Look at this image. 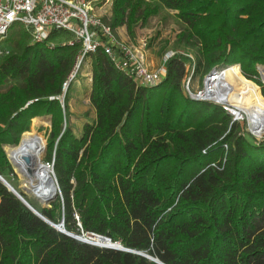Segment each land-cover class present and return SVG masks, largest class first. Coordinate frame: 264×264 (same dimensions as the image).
<instances>
[{
  "label": "trees",
  "instance_id": "16d2710c",
  "mask_svg": "<svg viewBox=\"0 0 264 264\" xmlns=\"http://www.w3.org/2000/svg\"><path fill=\"white\" fill-rule=\"evenodd\" d=\"M170 17L181 29L157 86L118 70L102 48L86 55L95 119L79 133L70 122L78 74L64 106L60 98L82 44L53 30L49 41L57 45L49 49L32 43L31 30L13 25L4 40L9 54L0 56V175L11 184L17 178L7 146L30 151L43 165V148L29 132L34 119L50 117L45 162L54 166L61 195L41 208L21 194L51 222L164 264H264V139L223 106L195 101L185 89L188 63L201 76L219 69L237 77L226 68L240 65L246 81L237 79L257 89L246 99L245 107L252 105L245 120L262 138L264 0H113L104 21L134 38L137 28ZM234 86L243 95L245 88ZM235 102L242 109L244 98ZM0 264L157 263L64 235L0 181Z\"/></svg>",
  "mask_w": 264,
  "mask_h": 264
},
{
  "label": "built area",
  "instance_id": "2783aa9c",
  "mask_svg": "<svg viewBox=\"0 0 264 264\" xmlns=\"http://www.w3.org/2000/svg\"><path fill=\"white\" fill-rule=\"evenodd\" d=\"M15 24L31 30L33 44L46 43L49 49L57 45L49 41L53 30L70 33L73 39L68 43L73 45L80 42L83 46L76 69L84 62L87 54L96 53L102 48L118 70L142 86H157L166 76V67L151 69L143 57L121 41L117 31L95 13L89 0H0V43ZM8 54L5 45H0V56ZM174 55V52L169 53L165 62ZM76 69L70 80L76 77ZM210 78H214L211 73L206 77L205 84ZM190 82L189 77L186 84L189 96L194 94L190 90ZM202 92L197 94L201 96ZM47 165L51 170L54 169L53 164Z\"/></svg>",
  "mask_w": 264,
  "mask_h": 264
},
{
  "label": "rangeland",
  "instance_id": "374dc122",
  "mask_svg": "<svg viewBox=\"0 0 264 264\" xmlns=\"http://www.w3.org/2000/svg\"><path fill=\"white\" fill-rule=\"evenodd\" d=\"M89 1L97 15H99L102 18L110 17L113 0H89ZM180 29H181L180 23H178L175 18L170 17L167 19L166 23L162 22V20L154 19L149 25L145 27L137 28L136 36L134 38L128 35L126 28L123 31L119 29L118 36L120 40L125 42L127 45H129L134 52H136L138 55L143 57V60L151 69L156 70V69H159L161 63L163 62V59L164 61L166 60L167 55L169 53L175 52L174 42L176 40V36L179 33ZM66 41L67 40H62L60 42H66ZM3 42L0 43V45L4 46ZM188 69L190 70L189 77L191 78V82H190L191 92L197 94V92L199 93L203 91L205 88L206 77L209 74L205 76L194 74V69L190 67L189 63H188ZM226 69H231V68L227 67ZM76 71H77L78 77L76 80H74L72 84V92L70 94L71 95L70 96L71 97V100H70V113H71L70 119L71 121L70 122H71L72 127L75 129L76 133H79L82 130V127L85 123L92 122L95 119V111L89 100L91 84H92V77H93L91 60L89 59L85 60L82 63V67H79L78 69H76ZM231 74L233 73H230L229 75L226 74L227 76L226 82L220 86L219 91L216 90L214 92L215 95L213 98L216 101L225 103L227 105L230 104V106L233 107L230 109L232 111H235V114L238 116L240 108L238 107L235 100L239 98H244V104L241 109V111L244 114L246 99L248 96L253 94V92L250 93V90L253 88V85L251 83L250 84L247 83L248 81L245 82L246 84L241 82L243 81L241 79L243 75L242 71L241 73L237 74V77L241 81H239L235 75L232 76ZM187 80L185 83V87L187 86L186 85ZM263 80H264V77H263ZM234 85H241L243 88H245V90L242 91L243 95H241L240 93L237 95V88ZM247 113L244 115L245 119L247 118ZM47 120H49L48 117L44 119H41V118L34 119L32 121L31 131L29 132V134L34 138L37 145L40 148H43L44 160L41 157L40 161L42 162L44 166L46 165L48 167L47 165L48 163L45 162V157H46L45 151L47 150V141L49 138V128L51 127V123L46 124ZM238 122L243 127H245V129L249 132L247 120L239 119ZM37 133H40L41 136L45 138L46 149L44 148L45 145L43 146L42 137L39 136ZM256 138L259 140L264 139V137L262 138L256 137ZM22 139H23V136H22ZM9 147L10 146H7L5 148V151L7 153V156L11 159V162H12L11 165L13 164V161L16 158H21L24 156L32 157L30 154V151L23 150V149H13V152L9 154L8 153ZM39 158H40V155H39ZM33 159L35 160V158ZM15 174L17 178L16 180H14V184H11V185L17 191H19L20 193L22 192L24 195L27 196L28 199L36 202L41 208L51 207V204L56 200V198L52 202H48L45 204L41 203L34 196L30 195L28 191L25 190V184L23 180L20 178V176L17 173ZM81 236L85 237L84 234Z\"/></svg>",
  "mask_w": 264,
  "mask_h": 264
},
{
  "label": "bare ground",
  "instance_id": "6f19581e",
  "mask_svg": "<svg viewBox=\"0 0 264 264\" xmlns=\"http://www.w3.org/2000/svg\"><path fill=\"white\" fill-rule=\"evenodd\" d=\"M230 68L231 70L236 71L237 74L241 73V69L238 65L231 66ZM231 75L233 76L234 74H231ZM212 76L214 78L213 79L210 78L209 81L205 84V88L201 94V97L210 98L216 101L213 98L215 95L214 92L216 90L217 91L220 90V86L226 82L227 76L222 71L220 73L219 69L216 70L215 73L211 75V77ZM263 77H264V73H263ZM254 93H255V89L253 91V95ZM249 102L247 103V106L245 107L244 114L241 111V109L239 110L238 117L240 118V120H245L244 115L248 112L249 108L252 105V103H249ZM219 103L228 107L229 109L233 108L232 106H230V104L227 105L222 102H219ZM17 148H18L17 146H13V148L9 147L8 153L11 154L13 152V149H17ZM27 159H30L32 164H28ZM12 165L14 167L15 172L23 180L25 184V190L28 191L30 195L34 196L38 201H40L43 204L52 202L55 199L56 197L55 195L58 193V184L50 168L45 167L44 165L38 164L30 156L16 158L14 159Z\"/></svg>",
  "mask_w": 264,
  "mask_h": 264
},
{
  "label": "water",
  "instance_id": "95a60500",
  "mask_svg": "<svg viewBox=\"0 0 264 264\" xmlns=\"http://www.w3.org/2000/svg\"><path fill=\"white\" fill-rule=\"evenodd\" d=\"M241 69V66L238 65ZM217 69L213 70L211 72V75L213 73H215ZM259 73H260V76H261V79L263 80V73H264V66H260L259 67ZM73 79L69 80L65 86H64V91H63V95L61 96L60 100L64 106V103H65V98H66V94L68 92V89L72 83ZM209 81V79L207 80V82ZM264 82V80H263ZM261 89V88H260ZM190 97L195 100V101H208V102H213L215 104H218L220 106H223L224 109L226 111H228L233 117H234V122L236 121H239V117L236 116L235 114V111H232L231 109H229L228 107H225L224 105H222L221 103L217 102V101H214L210 98H202L200 96V94H192L190 95ZM46 118V117H44ZM44 118H41V119H44ZM50 123H51V118L48 117ZM248 128H249V133L251 135H253L254 137H257V134H255L252 130H251V126L250 124L248 123ZM261 137H264V129L260 130V134H259ZM22 141V140H21ZM21 143V142H20ZM9 161H10V158L8 157ZM27 162L28 164H32L31 163V160L30 159H27ZM11 163V161H10ZM46 166V165H45ZM47 167V166H46ZM16 173V172H15ZM52 173L54 175V177L56 178V175H55V172H54V169L52 170ZM0 181L8 188L9 192L13 193L21 202H23V204L25 206H27L34 214H36L39 218H41L43 221H45L46 223H48L49 225H51L53 228H55L57 231L63 233L64 235L66 236H69L71 238H74L76 240H79V241H82L84 243H87V244H90V245H93V246H98V247H102V248H108V249H114V250H119V251H124V252H129V253H133V254H137L139 256H142L144 258H147L149 259L150 261H153L157 264H164L163 262H161L158 258H155L154 256L150 255L148 252H141V251H136V250H131V249H127L125 248L123 245H121L120 243L118 242H113L110 238L108 237H105V236H100V235H97V234H94V233H87L85 234V237L83 236H80V235H77V234H74V233H71V232H68L66 229H65V226H64V222L62 221L61 224L57 225V224H54L53 222H51L48 218H46L43 214H41L37 209H35L27 200L26 198L19 192L17 191L12 185L10 182H8L3 176L0 175ZM56 181H57V184H58V193L55 195L57 198L58 195H61V191H60V187H59V183H58V180L56 178Z\"/></svg>",
  "mask_w": 264,
  "mask_h": 264
},
{
  "label": "crops",
  "instance_id": "0c3cea01",
  "mask_svg": "<svg viewBox=\"0 0 264 264\" xmlns=\"http://www.w3.org/2000/svg\"><path fill=\"white\" fill-rule=\"evenodd\" d=\"M118 30H119V29H118ZM118 30H117V34H119ZM120 30L123 31V30H125V28H121ZM163 66L166 67V62L164 61V59H163V62L161 63V65H160V67H163ZM160 67H159V68H160Z\"/></svg>",
  "mask_w": 264,
  "mask_h": 264
}]
</instances>
